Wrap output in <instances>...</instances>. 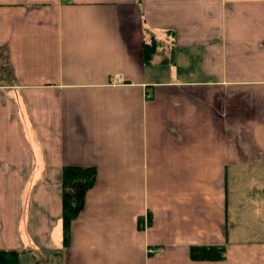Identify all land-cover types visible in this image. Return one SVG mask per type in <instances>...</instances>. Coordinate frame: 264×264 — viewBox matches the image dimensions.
<instances>
[{
	"label": "crops",
	"instance_id": "0c3cea01",
	"mask_svg": "<svg viewBox=\"0 0 264 264\" xmlns=\"http://www.w3.org/2000/svg\"><path fill=\"white\" fill-rule=\"evenodd\" d=\"M0 57V249L264 264V0H0ZM64 165L96 179L62 248Z\"/></svg>",
	"mask_w": 264,
	"mask_h": 264
},
{
	"label": "trees",
	"instance_id": "16d2710c",
	"mask_svg": "<svg viewBox=\"0 0 264 264\" xmlns=\"http://www.w3.org/2000/svg\"><path fill=\"white\" fill-rule=\"evenodd\" d=\"M159 40L151 34L148 41L142 42L143 60L150 62L153 54L159 53ZM96 169L94 166L64 165L61 168V233L62 248L70 242V224L84 205L87 190L94 184ZM138 228L143 227L142 218L137 219ZM61 251V249L59 250ZM55 251V254L60 253ZM189 255L192 259H221L224 256L223 245L191 246ZM20 251L0 249V264H19Z\"/></svg>",
	"mask_w": 264,
	"mask_h": 264
},
{
	"label": "rangeland",
	"instance_id": "374dc122",
	"mask_svg": "<svg viewBox=\"0 0 264 264\" xmlns=\"http://www.w3.org/2000/svg\"><path fill=\"white\" fill-rule=\"evenodd\" d=\"M2 59L0 57V82H5L7 80H9V78L7 79V75L5 72L4 67H2L1 65ZM8 82V81H7ZM58 246V244L56 245ZM19 264H43V261H38L37 259L35 261H31L29 255L27 253H24L23 258L21 259V262H19Z\"/></svg>",
	"mask_w": 264,
	"mask_h": 264
},
{
	"label": "built area",
	"instance_id": "2783aa9c",
	"mask_svg": "<svg viewBox=\"0 0 264 264\" xmlns=\"http://www.w3.org/2000/svg\"><path fill=\"white\" fill-rule=\"evenodd\" d=\"M121 80V77H118L115 81H120Z\"/></svg>",
	"mask_w": 264,
	"mask_h": 264
}]
</instances>
